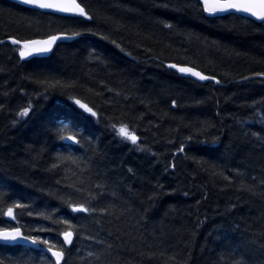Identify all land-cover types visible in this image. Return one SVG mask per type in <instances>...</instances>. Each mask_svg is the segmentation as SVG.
I'll return each mask as SVG.
<instances>
[{"label": "trees", "instance_id": "obj_1", "mask_svg": "<svg viewBox=\"0 0 264 264\" xmlns=\"http://www.w3.org/2000/svg\"><path fill=\"white\" fill-rule=\"evenodd\" d=\"M82 2L94 16L118 23V30L114 24L96 20L87 26L115 39L124 51L89 34L58 44L48 58L29 61L20 60L18 47L0 46V104L4 105L0 109V192L32 202L34 211L55 208V216L69 219L85 215L71 213L57 197L66 195L64 184L86 179L90 173L73 177L63 167L55 173L48 170L55 154L67 151L66 142L54 133L61 122L70 120L85 141L76 154L91 157L93 180L107 184L97 207L114 203L126 211L115 216L97 214L98 224L90 219L84 236L104 243L74 237L80 251L73 250L69 264H232L235 260L264 264V124L257 123L264 115V78L253 76L264 72V23L236 15L208 18L187 7L195 0ZM163 4L168 7L159 6ZM163 23L172 24V29ZM74 28L56 15L0 0V40L70 34ZM92 50L104 63L90 58ZM169 63L196 66L221 83H197L168 70ZM44 77L75 81L77 86L57 88L44 99L36 95L43 88L35 83ZM105 85L113 93L104 91ZM88 89L103 92V97ZM69 95L89 106L98 105L94 110L101 114L99 122L75 106ZM29 101L33 110L28 117L18 118L16 112ZM120 121L136 125L138 142L156 155L122 142L108 126ZM202 122L211 127L198 135ZM189 135L194 137L190 142L186 141ZM213 137H218L217 142H212ZM182 142L185 152L178 153ZM173 163L175 168L169 166ZM213 171H222L229 180ZM65 175L69 179L57 185L55 181ZM21 225L52 227L35 215L22 217ZM89 251L99 253L100 260L87 257ZM22 253L21 246L0 245L4 264H13ZM32 256L37 264L38 252Z\"/></svg>", "mask_w": 264, "mask_h": 264}, {"label": "snow or ice", "instance_id": "obj_2", "mask_svg": "<svg viewBox=\"0 0 264 264\" xmlns=\"http://www.w3.org/2000/svg\"><path fill=\"white\" fill-rule=\"evenodd\" d=\"M19 2L30 6L32 9L39 11L42 15H53L60 14L59 19L67 20L70 23L77 26L71 30L70 34L67 31L56 32L55 34H45L39 38H18L9 36L7 41L0 40V45H5L10 42L11 45L20 46L19 58L20 60H27L30 57L42 56L53 52L54 46H57V42L61 40H73L77 37L83 35H99L100 39L109 41L111 44L115 45L121 51L124 49L121 47L115 39H110L108 35L100 32L98 33L94 27H89L94 20L106 24H114L115 30L119 29L117 22L113 21L111 17H98L94 16L89 9L87 4H84L82 0H19ZM161 7L167 8V4L159 5ZM187 7H195L197 11L206 13L210 17L224 18L225 14H244L242 18L254 17L255 20L264 22V0H195L194 4L187 5ZM163 27L166 29H172L173 25L170 23H163ZM131 55V53H127ZM91 59L104 63L101 57L95 55V51L89 52ZM167 68L175 70L176 73L194 78L197 81H211L215 84H220L221 81L217 79L215 75H206L203 70H198L196 66H180L179 63H169L166 65ZM254 77L264 78V72L253 73ZM242 79L247 80L249 77H243ZM39 86L43 88L42 92H37L36 95L42 96L47 99V94L57 88H72L76 87L75 81L72 82H62L59 79H53L49 77H44L43 79H37L35 81ZM103 83V82H101ZM89 92H93L92 89H88ZM104 91L108 93H113V89L104 86ZM94 96L103 97V92H93ZM116 96H120V92H115ZM68 99L72 101L75 106L82 109L84 113L90 114L99 122L101 114L99 111L94 110L99 106L93 102V106H89V103L84 102L81 98H76L75 96L69 95ZM124 99H128L127 96ZM106 103H111L110 100ZM143 103V101H142ZM172 107L177 106V101L172 100ZM199 103V102H198ZM256 103L255 101L253 102ZM4 105L0 104V109H3ZM32 104L29 101L27 107H22L16 116L20 119H24L29 116L30 111H32ZM125 115H127L125 113ZM143 118V114L137 117L138 120ZM17 121L13 120V124ZM257 123L264 124V115H261ZM110 129L120 138L122 142L131 143L137 151H147L153 156L155 153L151 152V149L147 146L139 143L140 137L136 134V125H130L123 121L119 123H109ZM211 125H206L204 122L201 123L200 127L196 129L198 135H203L207 133L208 128ZM57 140L66 142V152H57L54 156L55 162L49 166V171L54 172L63 167V172L65 174L71 173L73 177L83 176L85 173H90L86 179H77L70 183L64 184V190H66V195L58 196L57 199L61 201L71 213H83L84 216L73 217L72 219H77V223L73 224L72 219L66 218L64 216H55L58 209H52L51 211H34L32 202H21L20 199H12L10 193L0 192V224L5 226L0 227V244L5 246H22L23 253L13 264H33L32 252L36 251L39 255V261L37 264H69V256H71L73 250L76 252L80 251V248L76 247L74 242V237L76 239L83 238L85 240H94L96 244L103 245L104 241L97 239L93 236H84V232L88 229V221L91 219L92 223H99L98 219H95L97 214L100 216H115L117 212L119 215H123L126 209L117 208L114 203H109L105 207H97L99 201L105 198L107 192V184L100 182L99 180H93L91 175V157H86L82 155H77L78 149L84 148L85 141L79 132L78 128L69 120L66 122H61L55 130L54 133ZM252 136L256 137L258 140L262 139L259 133L253 132ZM193 136L189 135L186 137V141L190 142L193 140ZM218 137H213L212 142H217ZM202 143L206 141H201ZM90 143V142H89ZM171 143V141H169ZM78 146V147H77ZM176 152H185V143L182 142L179 147L176 148ZM176 153H173L175 155ZM197 164L201 161L197 160ZM172 168L176 165L170 164ZM209 167L215 169V165H209ZM167 170V169H166ZM131 171V169H129ZM239 175V173H237ZM96 175H101L97 173ZM213 175L222 177L224 180H229L228 176H225L222 171H213ZM67 175L63 176L61 179H57L55 183L61 185L62 181L68 180ZM241 187H244L242 184ZM98 190V191H94ZM251 191V188H247ZM115 192H111V196L115 197ZM75 197V198H74ZM11 200V203L8 201ZM39 217L42 220L48 221L52 227H45L43 225H38L36 227L28 226L25 228L21 225V219L24 216ZM6 217L7 220L3 218ZM117 218H119L117 216ZM84 221L80 223L79 221ZM8 221H14V224L9 225ZM35 233V234H33ZM40 233H55L54 237H42ZM62 237V240L60 239ZM55 241V242H53ZM30 245L31 247H27ZM111 247V245H109ZM50 254V255H49ZM163 254V253H161ZM154 254H149L151 258ZM87 257H94L97 261L100 260V254L93 251L87 253ZM79 260L83 261L85 257H78ZM169 259H175V257H169ZM224 259V257H221ZM0 264H4L3 260H0ZM91 264V261L88 262ZM232 264H244L242 260H235Z\"/></svg>", "mask_w": 264, "mask_h": 264}, {"label": "water", "instance_id": "obj_3", "mask_svg": "<svg viewBox=\"0 0 264 264\" xmlns=\"http://www.w3.org/2000/svg\"><path fill=\"white\" fill-rule=\"evenodd\" d=\"M8 1H10V2H12V3H15V4H17V5H19V6H21V7H24V8H27V9H30V10H34V9H32L30 6H28V5H25V4H23V3H21V2H19V0H8ZM34 11H37V10H34ZM39 12V11H38ZM53 15H56V16H59L60 14H53ZM204 15L206 16V17H208V18H215V17H210V16H208L206 13H204ZM228 15H236V16H241V17H243L244 16V14H239V13H237V14H225L224 16H228ZM248 19H251V20H253L254 22H257V23H264V22H261V21H257V20H255V18L254 17H247ZM78 38V37H77ZM77 38H75V39H77ZM75 39H73V40H75ZM73 40H61V41H58L57 42V45L58 44H61V43H70V42H72ZM5 41H7V40H5ZM6 44H11L10 42H7ZM1 46V45H0ZM14 46H16V47H20V46H18V45H14ZM55 48H56V46H54V49H53V51L55 50ZM53 52H51V53H48V54H45V55H42V56H35V57H30V58H28L27 60H21V61H29V60H31V59H33V58H48L51 54H52ZM167 68V67H166ZM168 70H172V69H169V68H167ZM172 71H174L175 72V70H172ZM180 75V74H179ZM180 76H182V75H180ZM182 77H184V78H188V79H191V80H193V81H195V82H197V83H200V84H205V83H210L211 81H197V80H195L194 78H190V77H186V76H182ZM211 83H214V82H211ZM215 84V83H214ZM215 85H219V84H215ZM62 238V237H61ZM0 245H3V244H0ZM3 246H5V245H3ZM10 247H12V246H10ZM22 247V246H21ZM27 247H31L30 245H28ZM50 255V254H49Z\"/></svg>", "mask_w": 264, "mask_h": 264}]
</instances>
